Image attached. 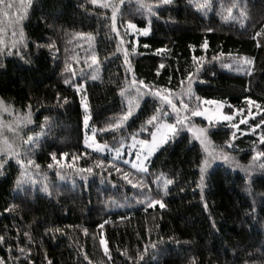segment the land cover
I'll use <instances>...</instances> for the list:
<instances>
[{
  "label": "trees",
  "instance_id": "16d2710c",
  "mask_svg": "<svg viewBox=\"0 0 264 264\" xmlns=\"http://www.w3.org/2000/svg\"><path fill=\"white\" fill-rule=\"evenodd\" d=\"M211 2V8L198 11L190 0H109L119 5L113 32L111 7L89 0H33L21 25L25 41L20 55L15 48L13 54L0 55V100L14 110L0 113V120L4 136L19 151V156L0 154L6 160L0 169V258L7 264H264V159L252 161L254 150L264 152L259 139L264 125L253 129L264 120V0ZM233 3L238 5L231 13L236 19L225 20ZM142 4L153 6L151 16ZM127 21L149 27V34L134 38L126 31ZM12 31H6L8 41L14 39ZM117 32L126 38L122 43ZM205 41L207 48H201ZM93 55L99 75L90 79ZM235 57H247L252 64L243 72L222 67ZM188 72L194 74L193 95L184 98L192 108L200 107V97L221 101L226 112L253 113L235 139L229 124L211 123L210 140L234 160L219 158L201 179L203 153L187 132L158 149L147 173L118 160L113 168L109 154L83 146L80 95L88 105L89 128L99 140L116 145L140 129L160 104L148 95L122 130L110 129L127 109L120 89L134 92L135 77L157 90L178 93L182 80L188 86ZM73 84L83 87L78 92ZM29 113L27 122H17ZM29 136L36 138L25 145ZM17 159L25 161L27 176H21ZM99 161L102 168L96 167ZM90 166L91 174L77 172ZM124 173L133 183L143 180L145 187L133 188ZM18 178L27 181L23 189L16 186ZM165 180L172 183L165 187ZM45 184L51 195L42 191ZM145 197H150L148 204L137 203ZM152 199L164 207L149 206ZM101 233L108 256L100 246Z\"/></svg>",
  "mask_w": 264,
  "mask_h": 264
},
{
  "label": "snow or ice",
  "instance_id": "6c2138e0",
  "mask_svg": "<svg viewBox=\"0 0 264 264\" xmlns=\"http://www.w3.org/2000/svg\"><path fill=\"white\" fill-rule=\"evenodd\" d=\"M89 2L93 5L99 4L101 7L112 8V31L116 32L117 27H116V16L119 11V5L115 4H110L109 0H89ZM162 3L167 4L169 0H161ZM33 3V0H19V3L14 2V0H0V24H3V27H0V55L3 54V52L7 51L9 54L12 53V49L15 48L16 52L14 53L15 55H20V48L19 45L24 44L25 41V35L23 32V29L21 27L23 20L25 19V16L27 14V9L28 7ZM190 3H195V0H190ZM195 6L198 11H203L205 9H209L212 7V2L211 0H203L202 3H195ZM238 7L236 3H233L232 7L228 9L229 15L227 17H223L225 20L228 19H236V17H233L231 15L232 9ZM141 8L143 11L147 12L149 16L153 14V6L152 5H141ZM246 15L245 10L241 9L240 11V17H244ZM5 18H6V23H5ZM240 23L243 24V19H240ZM127 28L126 31L128 30H135L137 35H148L150 28L149 27H144V28H139L137 24L127 21ZM12 29V36L14 39L11 41H8L6 38V31L7 29ZM19 30L18 32L16 30ZM206 31H212L211 28L206 29ZM82 35V34H78ZM261 33H257L256 36H260ZM117 37L120 38V33L117 32ZM255 38V37H254ZM123 41L121 40V43ZM26 46V45H25ZM50 49L53 47L52 44L47 45ZM208 42L205 41L203 44L200 45L201 48H207ZM191 47V45H190ZM134 50V49H133ZM163 49H157V52H161ZM231 55V54H229ZM125 63L129 64V61L127 60V51L125 50ZM22 58V57H21ZM194 61L196 62H202V58H193ZM213 59H218V57H214ZM239 70L243 71L244 70V65H250L252 64V61L248 59L247 57H237L236 58ZM91 61L93 65H96L98 63L97 57L95 55L91 56ZM225 68H228L229 65H223ZM163 67V65H161ZM131 70L129 66V71ZM199 70V69H197ZM249 72L251 69H248ZM194 77V74L192 72H188L187 79L189 81L187 87H183L184 81H181V90L178 93H173L171 89H160L157 90L155 86L145 84L143 80L137 81L134 77L132 81V85L130 87H134L136 90V95L131 96L128 94V91L126 88H121L120 89V94L122 97H127V111L123 113V115L116 121L115 124H109L108 128L114 129V130H122L125 123L134 115L135 111L139 108V100L144 96V95H152L160 101V104L156 107L154 113L148 117L145 121L142 122L140 129L137 131H134L131 133V143L130 144H125L123 140L120 141V146L115 148V149H109L108 144L104 143H98L95 139V129H93V135L88 136L87 134L85 135V140L84 144L89 147L94 149L96 152H104V151H109L113 152V159L109 160L108 163L111 165L113 168H115V164L113 163V160L118 159L121 157V153L125 147L129 149L131 152L132 150H135V160H126L125 163H131L132 167L134 169H137V171L142 172V173H147L148 168L146 167L147 161L151 157L153 153L157 151V149L160 148L161 145L165 144L167 140L170 137H174L179 134V128L180 127H187L188 131L190 133L194 134V137L196 140L200 142V145L204 149L205 152V159L201 161V166H200V171H201V179H203V174L208 167V165L211 162L212 158H222L226 163L229 162L230 160H234L233 157H230L226 152H224L222 149H217V146L212 143L210 140V132H211V123L210 126L207 128L203 127H198V126H189V116L188 113H191V116H205L210 122H216V121H231L232 116L226 115L223 113L219 112V109L223 107V104L219 101H209V104H214L217 106V111L214 115H207V110L200 111L199 110V104L197 105L196 108L190 107L188 103H185L184 97L187 96L189 99L193 95L191 91V80ZM67 84L68 81H65ZM76 90L79 92L83 85H72ZM143 89H147V92L143 91ZM179 98V106H177V103L175 102L176 99ZM247 99V98H245ZM198 102H203L202 98L197 97ZM65 102H67V98L65 97ZM248 103L251 105L254 103L251 100H248ZM81 106L87 109L88 105L85 103V100H81ZM168 107L171 109L172 113H175L177 116V120L173 123H168L167 119H164V117H168L169 113L165 112L163 110L164 107ZM259 109V106H257ZM264 110V109H261ZM237 111H242V110H237ZM3 112H14V110L10 111V106L6 105L4 101L0 100V113ZM184 113V115H181V113ZM253 113L249 111L248 116H252ZM30 117V113L25 116V117H17V122H27ZM47 119V118H46ZM85 126H88V121H89V116L85 115L83 117ZM247 117H245L241 123H247ZM261 125H264V120L260 121V124L254 125L253 129L261 127ZM5 127V122L3 120H0V154H4L5 157L7 156H19V151L16 148L14 144H10L8 139L4 136L3 129ZM8 130L15 133V129L12 127V124L9 123L7 125ZM231 127L235 129L237 127L236 124H232ZM100 131H105V129H101ZM142 133H150L151 139H140L139 136ZM36 137L29 136L28 140L23 141L25 145H31V143L35 140ZM232 139H235V132L232 134ZM260 141L264 143V134H261L259 137ZM228 142H226L227 144ZM51 158L55 162V164L60 167V161L57 160L55 153H51ZM65 153H61V156H65ZM73 159H78V157L73 156ZM259 159H264V152H255L254 150V155L252 158V161L255 162ZM6 163L5 159H0V169L3 168L4 164ZM17 163L21 167V176H27L28 173L24 170L25 169V161L23 159H17ZM34 164V161L29 159L27 160V165L31 166ZM103 166V161H99L96 163V167H101ZM37 169H39V165H35ZM49 168H52L53 165L49 164ZM249 168L253 167V163H250ZM260 168L264 169V163L260 164ZM93 171V168L90 166L88 168L84 169H78V173H84L87 172L91 174ZM117 173L121 172V169L116 168ZM57 176H61L60 171H57ZM123 179L127 181V183L132 184L133 188H140L143 189L145 187V184L143 180H141L138 183H133L131 179H129L128 173L123 174ZM156 183H159V179L155 181ZM27 183L26 180H22L20 178L17 179L16 181V186L17 188L23 189V185ZM171 180H165L164 181V186L166 187L167 185L171 184ZM42 191L48 192L49 195H51L47 184L44 185L42 188ZM150 197H145L143 200H137V203H143V204H148L149 203ZM113 203H115L113 201ZM159 205L161 208L164 207V204L162 203L161 200H155L152 199L151 203L149 206H155ZM207 207V205H205ZM11 208L5 209V211H10ZM98 228H103V225H98ZM59 231V229H57ZM85 232L87 230L85 229ZM27 235V233L25 234ZM3 237H0V241H3ZM100 246L103 247L104 249V254L106 256L110 255L109 254V248L107 245V241L103 237V233H101V238H100ZM155 247V245H152ZM21 251H23L21 249ZM142 258V257H138ZM85 259H87V256H85ZM0 264H7V261H5L3 258H0ZM91 264V262H89Z\"/></svg>",
  "mask_w": 264,
  "mask_h": 264
},
{
  "label": "rangeland",
  "instance_id": "374dc122",
  "mask_svg": "<svg viewBox=\"0 0 264 264\" xmlns=\"http://www.w3.org/2000/svg\"><path fill=\"white\" fill-rule=\"evenodd\" d=\"M138 27H139V26H138ZM126 28H127V27H126ZM139 28H143V27H139ZM127 33H131V34L133 35L134 38H136V37L138 36V35L136 34L135 30H128ZM120 40L123 41V40H126V38H120ZM236 58H237V57H235V58H233V59H231V60H228V61L224 62V64H222V67L225 68L223 65H229V67H228V68H225V69L234 70V71H238V72H243V71L247 70V68H248L249 65H244V66H243V67H244V70H243V71H240V70H239V66H238V63H237ZM89 70H90V79H95V78H97V76L99 75V67L97 66V64H96V65H93V64H92V66L89 68ZM84 71H85V70H84ZM132 81H133V80H132ZM132 81H131V85H132ZM133 89H134V90H133L134 92L129 93V95H131V96H135V95H136V90H135L134 87H133ZM143 91L147 92V89H143ZM149 95H150V94H149ZM146 96H148V95H144V96L139 100V105H140L141 101H142ZM185 97H186V96H185ZM188 98H189V97H188ZM188 98H187V99H188ZM82 99L85 100V103H86V99H85V96H84V95H80V107H81V110H82V126H83V139H82L83 141H82V142H83V146H84L86 149H89V150H91V151H95L94 149L89 148V147H87V146L84 144L85 135L87 134L88 136H92V135H93V130L89 128L90 115H89L88 107H87V109H85L84 107L81 106V100H82ZM185 99H186V98H184V101H185V103H187ZM202 101H203V102H201V105H200V107H199V110H200V111L207 110V115H214V114L216 113V111H217V106L214 105V104H209L208 102H209V101H219V100H214V99H202ZM124 102H125V104H126V107L128 108V106H127V97H124ZM175 102L177 103V106H179V98H177ZM219 102H221V101H219ZM221 103H222V102H221ZM86 104H87V103H86ZM222 104H223V103H222ZM190 107H192V106H190ZM163 110H164L165 112H168L169 115L174 116V120H172V121L167 120L168 123H173V122H175V121L177 120V116H176V114H175V113H172L170 108H168V107L165 106V107L163 108ZM126 111H127V109H126ZM136 111H137V110H136ZM136 111H135V112H136ZM219 112H220V113H223V114H226V115H230V116H232V120H231V121H223V120H221V121H216V122H210L205 116H191V113H188V116H189V126H193V125H195V126H198V127H203V128H205L204 126H202V125H200V124H198V123H196V122L194 121V119L199 118V119H202V120H204V121H206V122H208V123H213V124H215V123H223V122H225V123H227V124H229V125L231 126V125L234 123V124L237 125V127H236L235 129H233V128L231 127V128H232V131H233V132H238V131H243V128L240 127L241 121H242L245 117H247V118L249 119V116H248V115H246V116H242V115L240 114V112H238V111H236V110H234V111H232V112H226V111H224L223 107H221V108L219 109ZM85 115H88V116H89V121H88V126H87V127L85 126V122H84V119H83V117H84ZM181 115H184V113L182 112ZM248 119H247V120H248ZM180 132H187V133L191 136V138H192L194 141H196V142L200 145V142H199L198 140L195 139L193 133H190V132L188 131V128H187V127H180V128H179V133H180ZM139 138H140V139H151L150 136H149L148 138H145V137H141V136H139ZM171 138H172V137H170L169 139H171ZM95 139H96V141H97L98 143H101V144L107 143L109 149H115V148H117V147L120 146V143L114 145V144L109 143L108 141L99 140V139L96 137V135H95ZM169 139H168V140H169ZM168 140H167V141H168ZM123 141L125 142V144H130V143L132 142V141H131V136H129L128 139H125V140H123ZM163 145H164V144H163ZM163 145H161L160 148H161ZM200 147H201V150H202V153H203V159H205V155H206V154H205V152H204V149L202 148L201 145H200ZM157 151H158V149H157ZM157 151H156V152H157ZM95 152H96V151H95ZM156 152H155V153H156ZM98 153H101V154H109L112 158H113V155H114L113 152H109V151H107V150L104 151V152H98ZM155 153H153V154L151 155V157H152ZM151 157H150V158H151ZM150 158H149V160H150ZM135 159H136V156H135V150H132V151L130 152L129 149H128L127 147H125V148L123 149L122 153H121V157L118 158V159H115V160H118V161H120V162H122V163H124V164L129 165V166L132 167L131 163H125V161H126V160H135ZM149 160L147 161L146 167L148 166V162H149ZM218 161H220L219 158H212L210 164L208 165V167L214 165L215 163H218ZM29 172H30V171H29Z\"/></svg>",
  "mask_w": 264,
  "mask_h": 264
}]
</instances>
